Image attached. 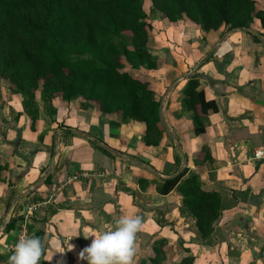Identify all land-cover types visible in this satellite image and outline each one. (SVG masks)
<instances>
[{
	"label": "crops",
	"instance_id": "obj_1",
	"mask_svg": "<svg viewBox=\"0 0 264 264\" xmlns=\"http://www.w3.org/2000/svg\"><path fill=\"white\" fill-rule=\"evenodd\" d=\"M252 26L201 33L202 42L196 27L192 32L177 24L183 28L177 40L171 32L175 27L165 28L168 36L181 40L177 49L183 56L173 65L163 64L164 82L181 79L176 88L173 83L163 90L161 101L153 91L163 131L157 147L144 145L143 124L104 116L83 100L55 99L48 108L40 107L34 132L21 107L15 113L8 107L5 112L14 115L3 118L7 133L0 135V165L5 167L0 231L22 216L30 235L44 233L40 264H86L80 252L104 223L140 215L132 264L153 258L158 244L167 260L179 249L184 256L189 251L194 264H199L197 251L217 264H264V32L258 21ZM158 59L159 64L169 61ZM188 79H196L205 100L218 109L208 113L200 136L193 133L197 119L182 104ZM258 151L260 159L255 158ZM203 155L209 157L206 162ZM183 168L198 173L203 189L216 192L226 207L205 243L183 214L176 190L166 196L156 190ZM17 225L4 238L17 232Z\"/></svg>",
	"mask_w": 264,
	"mask_h": 264
},
{
	"label": "trees",
	"instance_id": "obj_2",
	"mask_svg": "<svg viewBox=\"0 0 264 264\" xmlns=\"http://www.w3.org/2000/svg\"><path fill=\"white\" fill-rule=\"evenodd\" d=\"M149 1L167 22L185 19L204 35L222 27L227 32L247 30L255 20L264 32V10L253 0ZM152 31L139 0H0V77L23 98L31 132L39 118L40 92L43 101L83 100L104 116L141 123L144 145L157 147L163 136L160 102L146 75L132 76L124 70L125 65L157 69V56L149 48ZM181 95L183 106L198 121L194 135L204 134L203 121L209 112H218L217 106L205 100L196 79L187 80ZM208 159L203 155V162ZM194 165H199L197 160ZM156 190L162 196L176 190L183 214L194 222L201 242L213 237L226 207L216 192L203 189L198 173L183 168ZM16 222L10 220L4 233L14 231ZM33 235L44 241L43 232ZM152 251L153 258L138 264H167L161 245ZM185 252L177 264H194V257Z\"/></svg>",
	"mask_w": 264,
	"mask_h": 264
},
{
	"label": "rangeland",
	"instance_id": "obj_3",
	"mask_svg": "<svg viewBox=\"0 0 264 264\" xmlns=\"http://www.w3.org/2000/svg\"><path fill=\"white\" fill-rule=\"evenodd\" d=\"M253 1L255 2L257 8L262 9V10L264 9V0H253ZM139 4H140L141 8L143 9V11L147 15V22L152 25V30H153L151 33L152 41H151V45L149 48H150V52L154 56H157V69L150 71L149 75L147 74V72H149V71H144L142 69L134 70L128 65H125L124 70L128 71L132 76L146 75L149 79H151L152 80L151 88L155 92V95L158 97L157 99L161 101L163 98V95H161L160 93H163V90H168V88L170 89L172 87V84L175 81L174 79H173V81H172V79H170L167 82L163 81L165 76H166V75H164V73L167 71L164 69L165 67L163 66V64L165 63V64L173 65V62L176 59H179V61H181L180 59L183 56V52L180 51V49H177V48H181V45H180L181 40L176 41L178 38L179 30H182L183 29L182 27H186L185 30H188L187 28H188V26H190V28L192 29V32H193V30L195 29L194 27H196L198 30H199V28L197 26L189 23L185 19L175 23L176 25L180 24L182 26L180 28L175 27L176 25H174V24L168 25L166 20L164 18H162V16L159 13H156L155 11H153L151 9V5H150L149 0H139ZM182 23H183V25H182ZM185 23L189 24V25L185 26ZM253 23L251 24L249 29L253 28V26H252ZM168 26L170 28L175 27V31H171V32L176 35V40H175L174 36H172V35L168 36V30L165 29ZM197 29H195V30H197ZM199 34H200V36H197L196 39L199 42H202V39H205V36L203 34H201V32H199ZM217 38H218V36H216V39ZM166 41L168 44H171V46H168L166 44ZM158 57L162 58L163 60H164V58H169V61H165V62L161 61L159 64ZM37 96H39V98L36 101L38 109L40 107L46 109L49 106H51L50 105V103L52 102L51 100L50 101L41 100L40 92H38ZM22 101H23V98L18 94V92L11 85H9L5 79L0 77V135H3L4 132L7 133L5 131V128L2 126L3 118L5 116L11 117L14 115V114L13 115L9 114V111H8V113H6L5 110L8 107H10V111H13L12 113H15V111H18L19 109L22 108ZM8 105H11V106H8ZM22 110H23V108H22ZM23 113H25L24 110H23ZM1 141L2 140L0 139V143H2ZM4 168H5L4 166L0 165V182L2 181V175H3L2 172H3ZM4 197H5V195L3 194V190H0V227L4 226V224L2 223L3 222V214H4L3 213V207H4V201H5ZM13 197L10 198V201L13 200ZM4 211L5 212L7 211L6 208ZM27 216H30V215L27 214ZM15 219L17 220L16 224H18L16 226V230H18V231L15 232L14 234H10V235H12L11 237L9 236V237L4 238L5 237V235H4L5 233L3 231L4 228H3V230L0 231V264H7L8 257L12 254L13 246L21 236L30 235L29 229H28L29 225L27 224V222H24L25 219L22 216L17 217ZM19 219H21V220H19ZM10 220H12V219H10ZM23 227H26V233L25 234H24ZM198 245H200V244H198ZM195 254H196L197 259L199 260V264H202V263L204 264L205 257L208 258L207 263H209V264H213V263L217 264V262H218L217 259L212 260V258H209V256H211L210 254H204L203 253L204 254L203 256L207 255V256L203 257V259L201 257L202 254L201 253L199 254V251L195 252ZM182 255L183 256L185 255L183 250L181 251V250L177 249V251L175 253L168 255L167 264H177L179 262L180 256H182Z\"/></svg>",
	"mask_w": 264,
	"mask_h": 264
},
{
	"label": "clouds",
	"instance_id": "obj_4",
	"mask_svg": "<svg viewBox=\"0 0 264 264\" xmlns=\"http://www.w3.org/2000/svg\"><path fill=\"white\" fill-rule=\"evenodd\" d=\"M142 225L140 215H125L104 223L91 243L80 252V259L86 264H132ZM44 253L42 238L23 235L14 244L7 264H40Z\"/></svg>",
	"mask_w": 264,
	"mask_h": 264
},
{
	"label": "built area",
	"instance_id": "obj_5",
	"mask_svg": "<svg viewBox=\"0 0 264 264\" xmlns=\"http://www.w3.org/2000/svg\"><path fill=\"white\" fill-rule=\"evenodd\" d=\"M260 157H263V153L258 151L257 153H255V158L260 159Z\"/></svg>",
	"mask_w": 264,
	"mask_h": 264
},
{
	"label": "water",
	"instance_id": "obj_6",
	"mask_svg": "<svg viewBox=\"0 0 264 264\" xmlns=\"http://www.w3.org/2000/svg\"><path fill=\"white\" fill-rule=\"evenodd\" d=\"M217 47V45L214 46V48ZM181 81V79H178L177 81L174 82L173 87L177 86L179 84V82ZM161 115V112H160ZM184 161V160H183Z\"/></svg>",
	"mask_w": 264,
	"mask_h": 264
}]
</instances>
